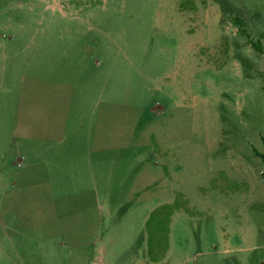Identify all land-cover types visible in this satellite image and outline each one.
Here are the masks:
<instances>
[{"label": "rangeland", "instance_id": "1", "mask_svg": "<svg viewBox=\"0 0 264 264\" xmlns=\"http://www.w3.org/2000/svg\"><path fill=\"white\" fill-rule=\"evenodd\" d=\"M263 156L264 0H0V264H264Z\"/></svg>", "mask_w": 264, "mask_h": 264}, {"label": "trees", "instance_id": "2", "mask_svg": "<svg viewBox=\"0 0 264 264\" xmlns=\"http://www.w3.org/2000/svg\"><path fill=\"white\" fill-rule=\"evenodd\" d=\"M236 22H238V24H241V20L240 19H236ZM254 46H255V48L257 49V50H260L259 48H258V46L256 45V43H254ZM263 159H264V156L262 157ZM262 177H263V181H264V173H262Z\"/></svg>", "mask_w": 264, "mask_h": 264}]
</instances>
